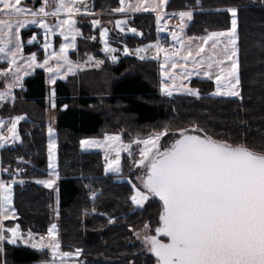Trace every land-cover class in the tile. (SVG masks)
I'll return each instance as SVG.
<instances>
[{"label":"trees","instance_id":"trees-1","mask_svg":"<svg viewBox=\"0 0 264 264\" xmlns=\"http://www.w3.org/2000/svg\"><path fill=\"white\" fill-rule=\"evenodd\" d=\"M119 0H95L94 9L103 19L114 15ZM237 8L240 64V97L210 95L213 83L204 78L191 80L199 95L160 93V64L154 60H138L123 56L108 65L114 78L103 110H94L99 99L86 91L71 93L68 81L54 84L57 116V220L59 242L63 249H80L79 264H156L155 257L140 243L136 235L147 224L154 234L159 226L161 203L153 198L142 209L131 201L133 179L131 157L122 156L119 174L104 173L102 153L82 150L83 137L102 136L123 129L131 135L152 130L178 134L180 129H200L213 139L231 145H246L264 152V0H168V10H191L193 17L187 34L202 36L227 29L231 14ZM92 16H82L85 20ZM130 24L142 36H126L129 46L152 41L156 37L155 16L151 13L132 15ZM78 26L85 35L91 24ZM35 28L21 32L22 39ZM37 41L40 40L36 35ZM38 58L43 51L36 42L24 46ZM98 53V52H97ZM127 73L125 74V72ZM23 99L38 109L36 115L19 123V144L0 149V178H11L12 166L22 168L14 184L15 222L23 233L28 230L46 232L55 219L54 194L37 183L49 175L47 125L42 111L47 108V87L43 71L23 80ZM75 101L76 105H71ZM65 109H61L63 106ZM1 113L11 112L2 106ZM7 169L8 171H3ZM127 178L119 180L120 178ZM20 181H24L20 183ZM93 186L95 195H90ZM44 250L5 242L0 264H33L47 260Z\"/></svg>","mask_w":264,"mask_h":264},{"label":"snow or ice","instance_id":"snow-or-ice-1","mask_svg":"<svg viewBox=\"0 0 264 264\" xmlns=\"http://www.w3.org/2000/svg\"><path fill=\"white\" fill-rule=\"evenodd\" d=\"M166 2L167 0H156L152 8L157 12L158 23L161 20L159 10ZM81 4L83 0H57L56 8L50 13L46 11L47 0H44V4L38 10L23 5L22 0H0V12L17 17L15 20H0V54L7 57L9 71H12L15 77L13 84L8 86L9 89L16 86L22 79L21 69L14 66L22 48L20 29L29 23H37L36 19H27L29 15L47 17L50 14L58 15L62 11L67 13L68 18L60 21L58 27L61 28V35H64L66 31L72 35V43H62L59 52L52 53V57L57 60L55 69L47 67L50 58L47 55L45 61L37 66L44 67L46 71L53 73L52 83H55V74L61 70V67L67 66L68 71L73 70L72 61L67 56V49L75 47V35L79 34V30L74 28L75 21L72 17L74 13L81 12ZM120 4L121 7L113 9L114 12L126 11L125 0H120ZM142 7V5H129V8L134 11H140ZM226 11L232 17L231 27L227 31H214L196 38L203 41L199 45L196 56H192L189 51L187 56L181 58L191 59L193 63L196 62L197 57L203 60L206 52L205 45L211 42L213 51L208 56L207 59L210 62L206 65L209 71H204V75L211 77L210 70L213 66L217 67L216 93L214 94L239 96L238 9L233 7ZM174 15L180 17L182 21L180 29L183 31V21L185 18L191 20L193 12L181 11ZM39 23L46 33L51 31L43 18L39 20ZM99 23L98 20L92 21L94 26ZM125 23L126 21L118 20L116 26L119 28ZM130 31L136 32V29L133 28ZM107 32V29H103L101 37H106ZM13 38L15 47L10 49L9 45L13 42ZM172 38L180 44V48L171 53L159 45L146 47H155L157 53L163 52L167 62L180 57L181 51L185 48L184 41L178 33L173 32ZM220 38H226L227 43L217 53V45L221 43ZM35 39L36 37L33 36L29 43ZM50 47L46 34L44 48L47 50ZM188 47L191 48V45L189 44ZM105 51L115 50L106 46ZM124 51H128L127 47ZM141 51L143 49L136 50L138 55ZM217 55L223 56V59H217ZM143 58L141 56V59ZM26 59L29 62L28 67L36 64L35 53ZM161 67L163 68V65ZM171 67L175 69L177 64L172 63ZM201 67L203 69V65ZM0 74L7 75V72L0 71ZM191 74L189 72V75ZM161 90L167 95L172 94V89L167 84H162ZM183 90L192 95H199L196 89ZM10 95V91H0V100L7 99ZM21 119L23 117L18 116L10 120L8 132L11 139H19L17 122ZM3 124L4 121L0 120V125ZM194 130L202 131L198 128ZM52 131L49 128L50 136ZM163 135H166V132L156 133L148 139L137 141L144 147L139 151V159L134 160L133 163L143 166L145 170L142 178L144 190L133 184L134 194L131 196V201L136 206H142L150 196L159 197L162 201L163 210L159 215V226L155 228V235L146 233L143 237L147 250L155 257L156 264H264V152H256L246 145H231L217 141L207 134H190L189 130L185 129H180L179 138L161 149L159 141ZM7 139L9 137L0 136V140ZM105 140L111 142L108 148L116 152V158L108 161L105 171L119 172L120 151L122 148L129 150L131 145L120 143L119 135L106 136ZM81 145L82 147L85 145L99 147L102 146V142L82 141ZM54 147V141L50 140L49 167L53 170L55 168ZM129 155H131L130 151ZM3 171L8 170L3 169ZM17 171L20 170L17 169ZM37 183L51 188L54 181L41 180ZM15 218V209L12 207V185L0 181V244L5 240L10 244H16L19 239L26 244L31 243V246L36 249H50L52 259L45 264H77L75 258L79 257L81 250L60 251L56 224L49 227L47 237H40L36 241L31 232L25 238L19 232L18 225L7 229L4 227L5 221ZM149 227L147 224L144 226L146 230ZM6 232L11 235L6 236ZM137 236L139 237V233ZM161 236L166 237L167 240L161 239ZM57 257L61 259L57 260Z\"/></svg>","mask_w":264,"mask_h":264},{"label":"rangeland","instance_id":"rangeland-1","mask_svg":"<svg viewBox=\"0 0 264 264\" xmlns=\"http://www.w3.org/2000/svg\"><path fill=\"white\" fill-rule=\"evenodd\" d=\"M167 2H168V0H167ZM167 2H166V4H167ZM155 3H156V0H125L124 7L127 10V9H131V8H129V5H132V6L142 5L143 6L142 10L138 11V12H142V11L152 10V8L155 6ZM43 4H44V0H30V3H26L24 5L25 6L27 5L28 8H31L34 10L35 7H38V9H39ZM94 4H95V0H83V4L80 5L81 12L80 13H74L73 17H72V19L75 21L74 28L79 30V34L75 35V41L76 42H77L76 38L78 35H80L81 37L84 35L81 31V28L80 27L78 28V23L81 22L84 25L91 24V32L90 33L88 32L84 37V41L87 38L91 39V43H90L91 45L89 46L91 52H88V53L84 54L83 56L81 55L82 51L88 50V44L86 42H82L83 40L79 39L78 40L79 42L76 43L75 49L72 47H69L67 49V56H68V59L70 61H72L73 70L71 72H73V73L77 72V75H76L77 90L76 91L80 92L79 86H81V84L82 85L87 84L88 87H86V89H88V93L92 94V95H96L97 97H99L98 98L99 104L96 107L92 106V109L98 110V111L103 110L105 112L106 109H104L103 104L100 102L105 101L109 95L107 93H110L112 76L109 75L107 68H108V65L113 63V61H111L109 58H107V56L105 57L106 61L102 57H101L102 59L97 60V58L99 57L98 56L99 54L96 53V52H98L97 51L98 49H97L95 42L98 43V30L95 29V26L92 24V21H94L93 18H100L101 23L105 22L106 20L103 19L104 13H102L101 11H96L94 9ZM166 4L164 6H162L159 10V12L161 13L160 14L161 20L159 21V23L157 22V24L165 23L166 26H170L172 28L165 29V27H163V25H160L161 28L159 31V28L157 27L158 28L157 33L165 34L169 37V40L168 39L161 40V42H160L161 48L168 49L170 53H171V51L180 48V44L176 40H173V38H172L173 32L178 33V36L183 39L184 44H185V48L181 51L180 57H175L173 59L168 60L167 62H165L164 53L161 52V54L159 56V58H160V63H159L160 64V66H159L160 67V70H159L160 93L167 95L164 91L161 90L162 84H167L172 89V94L192 95L189 92L184 91L183 89L189 88V89L198 90L197 87H194L193 85H191V83H190L191 80L195 79V78H204V79L206 78L208 80H211L213 83L212 90L209 92L210 95L221 96V97H232V98L240 97V95L239 96H225V95L214 94V93H216L215 76L218 73V68L215 66L212 67V69L210 70L212 73L211 77L204 75V71H209V69L207 68L206 65L208 62H210V61H208L207 58L210 54H212V51H213L212 47H211V42H209L207 45H205L206 52L204 54L203 60H201L199 57H197L196 62L193 63V61L191 59L184 60L181 58L183 56H187L189 51L192 53V56L195 57L196 53L198 51L199 45L201 43H203L202 40L196 39V38L203 37V36L207 35L208 33L205 35H202V36L188 35L186 29H187V26H188V23L190 20H188L186 18L183 21L184 29H183V31H181L180 25H181L182 21L178 15H173L175 18H172V17L169 18L165 14H163L164 12H166L165 11L166 10V8H165ZM56 5H57V0H47L46 11L51 13L56 8ZM118 7H121L120 0H119ZM85 9H86V11H85ZM144 9H146V10H144ZM92 11L99 12L101 14H100V16L93 15L92 17L87 18V19L82 20V21L77 18L78 14L90 13ZM112 13H107V14H109L108 16H110ZM67 18H68L67 13L62 11L58 15H56L52 18H43L44 22L49 26V29H51V31L46 33L45 29L43 27H40V29H39L41 32V34H40L38 29H35V31H36L35 35H38V38L41 39V47L43 48V56L46 54L48 57H50L48 59L47 67H51V68L55 69L57 67V63H51L52 53L56 52L55 50H57V52H59L60 45L62 43H68V44L72 43V35L70 33H68L67 31L65 32L64 35H61V28L58 27L59 22L65 20ZM231 19H232V17L230 18V24H229V27L227 29L218 30L215 32L227 31L231 27ZM46 34H47L48 42L51 45V47L48 48L47 50H45V48H44L45 35ZM65 37H67V39ZM189 38H193V39L190 40ZM220 39H221V43H219L217 45V49H216L217 53L219 52L220 49L223 48L224 44L227 43L226 38H220ZM169 41H173L174 46H172V47L167 46L166 42H169ZM189 44L191 45V48L188 47ZM79 50H81V52H79ZM43 56L41 58H43ZM216 58L217 59H223V56L217 55ZM172 63H176L177 68L173 69L171 67ZM162 65H163V68L161 67ZM202 65H203V69L201 67ZM64 69L67 70L68 69L67 66L61 67V70L56 74L60 75ZM85 69L87 71H85ZM44 71L46 73L47 83H48V85H51V79L53 77V73H49L48 71H46V68H44ZM78 71L80 72L79 75H78ZM189 72H191L192 74L189 75ZM165 73H167V74H165ZM51 86H52L51 87L52 93L49 95V93L47 92V96H46L47 101L54 99V94H53L54 84L52 83ZM238 90L240 92V84H239ZM198 92H199V90H198ZM71 105H76L75 101H72ZM56 109H57V107L55 106L54 109L50 110L49 108H47V110H46V118H47V121L50 124V126L56 125ZM57 111H58V109H57ZM161 132H165V131L152 130L147 134L131 135L128 132H126L125 130L119 129V130H116V132H114V133L103 134L102 136L83 137L80 140V147L82 150H99L102 153V158H105L106 153H107V156H109V157L111 156L112 157L111 160H113L116 158V152L112 151L108 148V145L111 142L106 141L105 137L106 136L119 135L121 137L120 143H122L123 145H131V147L129 150H125L122 148L120 151V171L119 172H113V171H107L106 172L104 165H103V171H104V173L119 174L122 170V156L125 154V156L131 157L130 165L132 166L131 169L133 171V179L129 180L127 178L122 177L119 180L127 179L131 185L135 184L137 187H139L143 191L144 189H143V184H142V178H143L145 170H144L143 166H137V165H134V163H133L134 160L139 159V151L141 148L144 147V145L142 143H137V141H142L144 139H148L149 137L154 136L156 133H161ZM178 134L167 133L166 135L161 136L160 141H159L161 149H163L164 147H167L171 143V141L174 139V137ZM82 141H100V142H102V146L97 147V146L85 145L82 147V145H81ZM129 151L131 152V155H129ZM133 194L134 193H132V195ZM153 198H154L153 196H150L149 200H153ZM149 200L145 201V203L142 206H136L135 204H134V206L136 208L142 209L145 207L146 203ZM12 207H13V201H12ZM48 229H49V227H48ZM48 229H47V231H48ZM47 231L44 232L45 233L44 237H47ZM138 233H139V237L136 235L137 240L140 243L146 245L144 243L143 237L146 233L151 234L149 229L146 230L145 228H143ZM22 235L24 236V234H22ZM25 238H27V236ZM38 240H36V241H38ZM21 242L24 245H30L31 246V243L26 244L22 240H21ZM44 249L47 251L49 258L45 261L38 262L36 264H45L46 261H50L52 259L51 254H50V249H48V248H44ZM75 250L76 249L68 250V249H63L62 247H60V251H62V252H74ZM59 259H61V258L57 257V260H59Z\"/></svg>","mask_w":264,"mask_h":264},{"label":"crops","instance_id":"crops-1","mask_svg":"<svg viewBox=\"0 0 264 264\" xmlns=\"http://www.w3.org/2000/svg\"><path fill=\"white\" fill-rule=\"evenodd\" d=\"M26 3H30V0H22V4L23 5L26 4ZM34 10H38V7H35ZM165 11L166 12H164L163 14H165L167 17L175 18L173 16L174 14L179 13L181 11H189V10H181V11L180 10H168L166 8ZM139 13H151V14H153L155 16L156 37L152 41H148V42H145L143 44H139V45H135V46H129L124 41L126 36H134V37H137V38L142 36L141 31L138 28H136L135 26H132L130 24V20L132 18V15L139 14ZM100 14L101 13H99V12L92 11L90 13L78 14L77 18L82 17V16H93V15L100 16ZM112 14L114 16L109 18V19H105L106 21L102 22L103 24L101 23L100 18H93L94 20L96 19V20L100 21L99 24L95 25V29L98 30V43L95 42V44L97 46V49H98L97 51H98V54H99L98 55L99 57L97 58V60H100V59L103 58L106 61L105 57L107 56V58H109L111 61L114 62V61L118 60L120 57L129 56V57H133V58L138 59V60H154V61H158L160 63L159 56H160L161 52L157 53V50H156L155 47L149 48V47H146V46H148V45H159L161 47V44H160L161 40H163V39H168L169 40V37L167 35H165V34L157 33L158 28H159V31H160V28H161L160 25H163V27H165V29L172 28V27L166 26L165 23L157 24V19H156L157 12L153 11V10L138 12V11H134L132 9H127L124 13H117V12L113 11ZM159 14H161V13L159 12ZM54 16H56V15H51L50 14L47 17H40V16L31 17L29 15L26 18L29 19V20L36 19L37 23H29V24L25 25L23 28H21L20 29V36H21V32L23 30H25V29H28V28L38 29L39 33L41 34V32L39 30L40 27H41L40 23H39V20L41 18H52ZM9 19L15 20V19H17V17L9 16V15H7L4 12H0V20H9ZM118 20L126 21V23L122 24L118 28L116 26V21H118ZM189 23H190V21H189ZM189 23H188V25H189ZM78 28H79V26H78ZM133 28L136 29V32L130 31V29H133ZM103 29H107L108 32H107V36L102 38L101 37V31ZM5 31H7V30H5ZM33 36L36 37L35 32H33V34L31 36L27 37L25 40H23L22 36H21L22 48H21L20 54L18 56V59H17V62H16V66H14V67H19L21 69L20 76L22 77V79L17 82L16 86L11 87L10 89L8 88V86L13 84V81L15 80V77L13 76L12 71H9V64H8L7 57L4 54H0V63L5 65V66H7V68H8L7 75H5L4 79L0 83V91H6V92L10 91V94H11L7 99L0 100V108L2 106H5V107L9 106V109H11V112L1 113V111H0V120L4 121V124L0 125V136L9 137V139H7V140H0V145H2V146H0V149H2L4 147H7V146H13L15 144H19L20 141H21V137H20V134H19V131H18L19 123L21 121H23V120L29 119L33 115L35 116L36 113H38L37 112L38 108L33 103L26 102L23 99V96H22V94H23V90H22L23 89V85H22L23 80L27 76L33 74L36 71H43L44 77H45V83H46V87H47V92L49 93V95L52 93L51 92L52 91V88H51L52 86L51 85H52L53 77L51 79V85H48L47 77H46V73L44 71V68L37 66L39 64H42L45 61L46 54L43 56V58L39 59L34 51H31V52H25L24 51L25 44L26 45H33L36 42L39 43V47L43 51V48L41 47V39L37 41V38H36L35 40H32L31 43H29V40H31ZM80 38H81V36L78 35L77 38H76L77 42H79L78 40ZM5 39H7V37H5ZM77 42L75 41V47H76V43ZM82 42H86L88 44V50L87 51L84 50V51L81 52V50H79V52H81V55L83 56L84 54H86L88 52H91L90 51V47H89L91 45L90 44L91 43V39L87 38V39H85V41L83 40ZM106 46L108 48H110V49H114L115 51H105ZM14 47H15V42H14V38H13V42L9 45V48L11 49V48H14ZM75 47H72V48L75 49ZM125 47H127V49H128L127 52L124 51ZM137 49H143V51H141L140 54L138 55L137 52H136ZM55 51H56V53H58L57 50H55ZM33 53H35V55H36V64H34L32 67H28V63L29 62H28V60L26 58L30 57L31 54H33ZM141 56H143L144 58L141 59ZM113 57H115V59H113ZM51 63H57V60H55V57L51 56ZM85 71H87V70L85 69ZM25 73H27V74H25ZM79 73L80 72L78 71V75H79ZM126 73L127 72H125V74ZM76 75H77V72L73 73L71 71H68V69L67 70L64 69L60 75H58V74L55 75V82L58 81V80H61V81L67 80L68 84H69V87L71 89V93L73 95H76L77 92H78V91H76L77 90V87H76V83H77L76 82ZM113 80H114V78H112V82H113ZM53 84H55V83H53ZM111 86H112V83H111ZM111 86H110V91H111ZM79 87H80V91H86L87 90L86 92H88V89H86V87H88L87 84H83V85L81 84V86H79ZM53 94H55L54 91H53ZM107 94H110V93H107ZM94 96L97 97L96 95H94ZM97 98H99V97H97ZM55 106H56V103H55V95H54V99H51L50 101H47V108H49L51 110V109H54ZM47 108L45 110H43L42 113H43L44 121H45V123L47 125L48 157H49V142H50V140L54 141V144H55V147H54V150H53V163L55 165V168L53 170V169H50V167H49V175H48V177L42 179L44 181H47V180L54 181L53 186L51 188H49V187H46L44 184H42V185L45 186L48 189H51V191L54 194V199H55V202H54L55 219L53 220L52 223L56 224V226H57V235H58V239H59L58 220H57V208H58V203H57V185H58V179H59L58 178V169H57V125L50 126V124L48 123L47 118H46V110H47ZM18 116L19 117H23V119H21V120H19L17 122V133H18L19 139H11V135L8 132V128L10 127V120L14 119L15 117H18ZM57 116H58V111L56 109V124H57ZM49 128H51L53 130L51 136L49 134ZM85 151H87V150H85ZM15 180H13L12 178H9L8 180L7 179L4 180V179L0 178V181H4L6 183H11V185H12V201H13V194H14L13 186L17 182ZM15 215H16V213H15ZM15 220H16V218L14 220L5 221L4 222V227L6 229L7 228H11V227H15L16 225H18L15 222ZM19 232L24 234L23 231L20 228H19ZM5 235L6 236H10L11 234L6 232ZM44 236H45V234H44ZM24 237H26L25 234H24ZM5 242H7V240L3 241L2 244H0V248H2V250H3V245H4ZM16 244L24 245L21 242V240H19V239L17 240ZM24 246H30V245H24ZM30 247H32V246H30ZM60 247H61V245H60ZM34 249H36V248H34ZM2 250H0V252H2ZM37 250L46 251L45 249H37ZM75 259L77 260V258H75ZM33 264H36V263H33ZM77 264H79L78 260H77Z\"/></svg>","mask_w":264,"mask_h":264},{"label":"built area","instance_id":"built-area-1","mask_svg":"<svg viewBox=\"0 0 264 264\" xmlns=\"http://www.w3.org/2000/svg\"><path fill=\"white\" fill-rule=\"evenodd\" d=\"M166 45L169 46V47H172L174 46V42L173 41H169V42H166ZM0 71H3V72H8V68L7 66L3 65L0 63ZM5 75L3 74H0V83L2 82V80L4 79ZM112 157L110 156H107V158H102V163L104 165V168H105V165L108 163L109 160H111ZM17 169H19L20 171H17ZM22 171V168L18 165H14L12 166L11 168V171L9 172L11 178L15 181H18L17 179V176L21 173ZM90 195L91 196H94L93 193H95L94 191V188L93 186H90ZM31 232L33 234V237L35 238V240H38L40 237L44 236V232L43 231H34V230H31V229H28L24 232L25 236H28V233Z\"/></svg>","mask_w":264,"mask_h":264},{"label":"water","instance_id":"water-1","mask_svg":"<svg viewBox=\"0 0 264 264\" xmlns=\"http://www.w3.org/2000/svg\"><path fill=\"white\" fill-rule=\"evenodd\" d=\"M65 105L61 108V109H65ZM190 132V134H195V135H203L201 132H196V131H189ZM177 138H179V134L178 135H176L175 137H174V139L171 141V143L175 140V139H177ZM170 143V144H171ZM169 144V145H170ZM168 145V146H169ZM144 174H145V172H144ZM144 176V175H143ZM155 199H157L160 203H161V206H162V201H160L159 200V197H155V196H153ZM162 210H163V207H162ZM153 235H155V231H154V234ZM161 239H165V241L167 240V238L166 237H163V236H161L160 237ZM150 254H152V253H150ZM153 255V254H152ZM154 256V255H153Z\"/></svg>","mask_w":264,"mask_h":264}]
</instances>
